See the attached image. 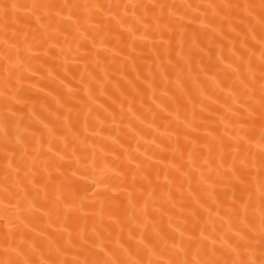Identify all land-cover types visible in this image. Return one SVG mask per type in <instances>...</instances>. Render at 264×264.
I'll use <instances>...</instances> for the list:
<instances>
[{"label":"bare ground","instance_id":"bare-ground-1","mask_svg":"<svg viewBox=\"0 0 264 264\" xmlns=\"http://www.w3.org/2000/svg\"><path fill=\"white\" fill-rule=\"evenodd\" d=\"M0 264H264V0H0Z\"/></svg>","mask_w":264,"mask_h":264}]
</instances>
